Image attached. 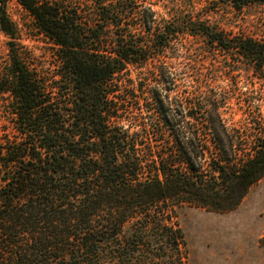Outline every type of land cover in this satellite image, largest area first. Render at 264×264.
<instances>
[{
    "label": "trees",
    "instance_id": "16d2710c",
    "mask_svg": "<svg viewBox=\"0 0 264 264\" xmlns=\"http://www.w3.org/2000/svg\"><path fill=\"white\" fill-rule=\"evenodd\" d=\"M17 1L54 48L52 64L31 65L0 0L11 116L0 129V264H99L130 245L126 222H160L185 203L230 211L264 177V138L244 144L213 97L179 94L165 60L179 30L150 0ZM184 26L264 70L263 41L202 20ZM131 68L154 73L147 90L124 77Z\"/></svg>",
    "mask_w": 264,
    "mask_h": 264
},
{
    "label": "rangeland",
    "instance_id": "374dc122",
    "mask_svg": "<svg viewBox=\"0 0 264 264\" xmlns=\"http://www.w3.org/2000/svg\"><path fill=\"white\" fill-rule=\"evenodd\" d=\"M150 1L157 19L179 30L165 57L178 78L179 94L188 93L187 101L193 103L213 97L244 144L260 142L264 138V70L254 69L249 60L209 44L202 36L189 34L184 25L189 19L202 20L229 35L264 42V3L238 10L219 0ZM5 6L29 63L39 68L52 64L54 44L38 30L29 12L17 0H7ZM9 40L0 30L3 67L9 60ZM147 69L131 68L124 77L134 84L142 82L147 90L154 80V73ZM3 102L0 93V129L2 124L11 125ZM177 227L183 238L175 245ZM141 238V247H135L133 241ZM121 239L130 245L121 248L120 257L108 251L99 264H264V177L233 210L219 212L185 203L160 222L140 218L126 222Z\"/></svg>",
    "mask_w": 264,
    "mask_h": 264
}]
</instances>
